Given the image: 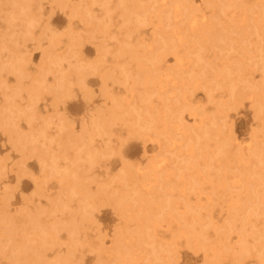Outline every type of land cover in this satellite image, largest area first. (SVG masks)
I'll return each mask as SVG.
<instances>
[{
  "label": "rangeland",
  "instance_id": "rangeland-1",
  "mask_svg": "<svg viewBox=\"0 0 264 264\" xmlns=\"http://www.w3.org/2000/svg\"><path fill=\"white\" fill-rule=\"evenodd\" d=\"M0 264H264V0H0Z\"/></svg>",
  "mask_w": 264,
  "mask_h": 264
}]
</instances>
